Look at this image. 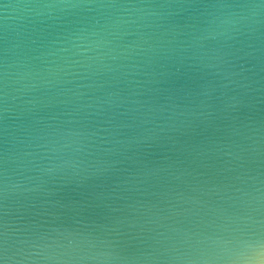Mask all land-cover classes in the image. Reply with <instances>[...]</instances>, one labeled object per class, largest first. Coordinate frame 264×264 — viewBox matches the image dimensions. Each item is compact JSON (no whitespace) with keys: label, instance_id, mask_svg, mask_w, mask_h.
<instances>
[{"label":"clouds","instance_id":"1","mask_svg":"<svg viewBox=\"0 0 264 264\" xmlns=\"http://www.w3.org/2000/svg\"><path fill=\"white\" fill-rule=\"evenodd\" d=\"M33 7L123 10L110 22L96 17L89 25L58 34L51 50L35 59L61 54L69 61L64 68L79 66L92 76L116 72L125 67L121 61L128 65L116 86L89 97L60 119L55 113L40 115L37 101L27 98L35 84L13 87L34 73L15 78L5 49L0 60V264H264V242L259 239L234 243L222 236L190 234L185 242L197 238L188 252L175 244L165 246L170 237L157 232L154 244L138 252L121 248L118 240L107 241L101 252H80L68 229L46 227V221L21 224L23 214L12 219L29 210L32 216L42 217L50 201H38L39 196L53 197L57 185H84L110 177L122 171L118 166L130 158V152L154 141L183 145V137L211 130L210 136L191 147L193 159L215 156L231 165L242 162L245 151L258 153L260 125L251 117L242 119V114L264 108V76H260L264 66H258L260 50L251 43L264 29V0H107ZM9 8L5 4L4 12ZM112 27L124 30L114 32ZM125 37H138L140 42H123ZM45 70L52 68L46 65ZM64 76L71 79L44 80L43 84L48 88L72 84L76 73L64 71ZM92 87V83H78L76 91H64L79 100L86 95L81 90ZM25 115L30 124L20 137L14 131L15 120ZM236 137L250 141L248 149ZM169 167L132 177H147ZM21 199L28 203L14 207ZM239 223L260 225L251 217L239 218ZM250 251L255 255H249Z\"/></svg>","mask_w":264,"mask_h":264},{"label":"water","instance_id":"2","mask_svg":"<svg viewBox=\"0 0 264 264\" xmlns=\"http://www.w3.org/2000/svg\"><path fill=\"white\" fill-rule=\"evenodd\" d=\"M89 2L101 3L107 0H0V60L5 56L7 48L10 71L15 74V78L19 79L28 71L34 73L33 76L21 79L13 87L24 88L35 84V89L27 93V98L37 101L40 115L55 113L60 119H64V113L78 104L87 103L89 97L102 95L105 89L116 86V81L123 79L122 74L127 69L128 61H121L125 67L114 73L92 76L87 75L79 66L64 68L69 61L61 58V54L35 59L42 52L51 50V41L58 34L67 33L81 25H89L96 17L102 16L110 22L121 15L123 10L89 11L82 8L66 11L33 6ZM5 4L10 5L6 13L3 10ZM5 16L8 17L7 20ZM49 16L57 19L50 20ZM110 30L120 32L124 29L112 27ZM130 39L140 42L138 37H125L123 42ZM251 43L260 50L261 64L258 66H264V29H261L259 38L253 39ZM46 65H50L51 72L45 70ZM64 71L76 73L72 84H59L52 88L43 84L44 80L71 79L64 76ZM86 75L87 78H83ZM260 76H264V72ZM78 83L93 84L92 88L81 90L86 95L79 100L72 92L64 91L66 88L76 91L75 84ZM83 115L84 113H80V117ZM248 117L260 125V150L258 153L245 151L242 162L229 165L224 163L223 158L215 156L193 159L190 155L191 147L211 135V130H197L199 134L182 138L185 141L183 145L159 140L141 146L130 152V158L118 166L122 171H117L110 177L95 179L84 185H57L58 191L53 197L41 195L37 198L38 201H50L42 209V217L32 216L29 210L26 213H16L12 219L23 214L25 220L21 224L46 221V227L68 229L74 234L71 238L80 252L104 251L106 242L110 240H118L120 247L130 253L138 252L154 244L152 238L157 232H164L170 237L165 241V246L175 244L180 250L188 252H191L197 238L192 236L185 242L186 236L190 234L222 236L232 239L234 243L244 239L251 243H256L257 239L264 242V108L259 112L245 111L242 114V119ZM15 124V134L23 137L25 127L30 124V117L22 116L15 120ZM235 139L243 148L248 149L250 141L243 137ZM168 165L172 167L166 171L147 177H132L133 173ZM182 171L184 174H181ZM126 179L129 183L123 184ZM27 203L21 199L14 202L13 206L21 208ZM111 207L118 210L113 212ZM243 217L259 220V227L239 223V218ZM36 230L38 229L30 228V231ZM248 233L256 235H245ZM249 255H255V252L250 251Z\"/></svg>","mask_w":264,"mask_h":264}]
</instances>
